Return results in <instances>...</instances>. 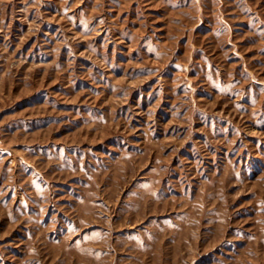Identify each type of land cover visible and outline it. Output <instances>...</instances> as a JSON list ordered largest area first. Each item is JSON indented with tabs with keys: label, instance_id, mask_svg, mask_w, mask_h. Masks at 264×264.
<instances>
[{
	"label": "rangeland",
	"instance_id": "rangeland-1",
	"mask_svg": "<svg viewBox=\"0 0 264 264\" xmlns=\"http://www.w3.org/2000/svg\"><path fill=\"white\" fill-rule=\"evenodd\" d=\"M0 264H264V0H0Z\"/></svg>",
	"mask_w": 264,
	"mask_h": 264
}]
</instances>
